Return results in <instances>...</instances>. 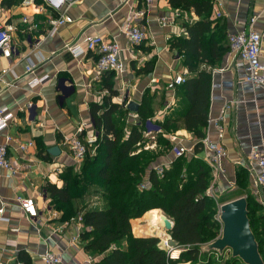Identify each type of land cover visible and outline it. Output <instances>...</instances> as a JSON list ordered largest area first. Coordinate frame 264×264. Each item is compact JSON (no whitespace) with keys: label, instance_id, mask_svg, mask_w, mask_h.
Here are the masks:
<instances>
[{"label":"crops","instance_id":"obj_1","mask_svg":"<svg viewBox=\"0 0 264 264\" xmlns=\"http://www.w3.org/2000/svg\"><path fill=\"white\" fill-rule=\"evenodd\" d=\"M2 1L0 22L12 27V52L8 57L0 52V109L5 107L6 113L12 117L8 126L0 131V145L6 146L8 157L19 168L10 177L6 176V170L0 169V206L4 207V219H0V262L12 264L21 260L19 253L24 252L26 261H21L40 264L39 256L49 250L61 254L63 264H96L102 255L84 249L80 233L87 228L72 220L78 214L66 216L58 211L50 203L45 190L47 182L62 186L60 174L67 167L74 170L80 167L81 161L72 158L62 139L75 133L82 124L85 125L84 137L93 136L89 105L101 102L107 94L96 79V55L88 52L74 57L67 46L83 45L89 35L115 38L126 70L121 76L114 77L113 89L118 95L113 96L112 101L121 104V100L127 97L140 102L142 94L149 90L153 95L152 118L164 119L176 104L172 78L184 67L177 50L170 48L169 41L172 37L186 36L181 29L199 20V16L193 8H172L168 0H131L128 6L143 12L136 21L144 27L147 35L133 45L120 32L128 8L119 7L118 0H73L70 7L63 9L71 22L58 27L53 34L47 33L46 17L50 11H38L34 5L22 6L19 2L4 6ZM221 1L222 17L214 18L212 10L211 20L223 25V32L228 36L235 31L247 30L254 17L252 29L262 37L261 54L264 57V0ZM24 17L30 21L23 22ZM161 18L168 26L159 24ZM29 63L34 64L30 74L26 73ZM150 63L151 70L145 71ZM211 69L207 126L210 139L217 140L213 120L222 114L224 105L228 104L229 109L223 113L221 121L224 127L221 145L226 151L222 160L225 175L212 185L210 170L211 188L208 189L219 206L247 194L264 204V191L255 189L247 171L250 166L248 153L252 147L264 151V89L245 80V71L234 66L229 50ZM34 77H46V80L30 87L29 82ZM26 103H32V107L25 109ZM128 117L129 121L138 118L137 114L131 113ZM176 125L175 131L164 134H176L182 145L192 149V154L184 155L185 158L204 161L202 147L198 152L194 150L198 140L179 122ZM29 141L33 143L31 146H27ZM22 144L26 145L24 150L20 149ZM151 145L150 149L162 153L154 164L175 160L171 148L163 150L156 142ZM52 147H56V155L48 152ZM240 168L247 173L244 188L236 184ZM229 181L235 185L230 187ZM18 197L33 198L36 217H28L23 212ZM75 205H78L77 200ZM142 217L131 219L135 236H144L134 229V224H140ZM150 225L149 222L145 229ZM141 231L144 233L145 230L142 228ZM122 246H126L125 241Z\"/></svg>","mask_w":264,"mask_h":264},{"label":"trees","instance_id":"obj_2","mask_svg":"<svg viewBox=\"0 0 264 264\" xmlns=\"http://www.w3.org/2000/svg\"><path fill=\"white\" fill-rule=\"evenodd\" d=\"M168 1L172 8H193L199 20L184 25L186 36L172 37L169 41L170 48L177 50L181 65L188 69L190 75L184 83L175 86L176 104L158 125L164 133H170L177 129L176 123L179 122L198 140L194 146L198 152L208 126L211 68L229 50L228 40L223 25L211 20V0ZM18 2L21 0H3L2 4L11 6ZM53 15L56 16L55 13ZM146 67L145 71H150L152 64ZM114 77V71H107L98 79L101 89H105L107 94L101 102L89 105L94 143L88 146L78 170L67 167L60 174L61 187L51 182L45 184L50 203L66 216L82 215V224L87 229L80 233V238L86 251L102 255L96 264H198L201 258L199 245L213 239L220 227V221L215 218L216 200L207 193L210 168L200 159L192 157L188 160L180 156L171 162L162 177H157L151 165L162 154L161 151L144 152L141 149L134 153L139 148L138 143L144 146L147 142L143 130L145 122L154 115L153 95L149 90L142 94L137 121H129L126 100L123 104L112 101V97L118 95L113 89ZM154 142L164 150L171 148L169 140L162 134H158ZM145 178L150 186L141 189L140 184ZM246 179V170L238 169L236 184L244 188ZM90 186L101 189L103 205L92 208L76 206L75 201L87 195ZM250 199L251 195L247 194V217L264 261V216L250 217L258 204L254 201L250 209ZM157 209L173 222L168 233L177 241V248H181L179 254L177 250L173 251L172 256L176 258H171L168 249L158 245L157 237L148 235L154 231L152 228H136L138 233L143 228L147 236L132 233L131 219ZM253 220L256 224L263 222L259 232L254 228ZM122 241L126 242L125 247ZM19 259L26 261L24 252L19 253ZM232 259L241 260L233 256ZM241 264L244 263L241 261Z\"/></svg>","mask_w":264,"mask_h":264},{"label":"built area","instance_id":"obj_3","mask_svg":"<svg viewBox=\"0 0 264 264\" xmlns=\"http://www.w3.org/2000/svg\"><path fill=\"white\" fill-rule=\"evenodd\" d=\"M131 0H118L119 7H127L128 11L124 18V21L120 25V32L131 44H138L144 40L147 35L144 27L136 21L137 18L142 17L143 12L135 10L132 6H128ZM73 0H21L22 6L34 5L38 11H50V15L46 17V23L48 24V34H53L58 27L65 23H70L71 18L68 16L63 9L70 7ZM213 17H222L223 2L221 0H211ZM56 14V16L53 15ZM27 17L23 18V22H29ZM250 27L245 30L235 31L228 34V46L229 54L232 56V60L235 67H240L245 71V80L254 87H260L264 89V57L261 54V35L254 29L252 24L255 18H251ZM159 24L162 27L168 26L164 19H159ZM35 26V25H34ZM11 32L12 27L0 22V52L5 57L11 55L12 44H11ZM182 34H186L185 29H181ZM177 36H180L177 35ZM67 49L74 57L85 55L88 52L96 55L94 70L96 79H99L103 73L107 71H114L115 75H122L126 70L125 62L120 58L121 49L115 38H108L101 34L89 35L84 39L82 44L68 45ZM34 64L29 63L26 67V73H33ZM223 71L222 69H219ZM190 72L186 67L181 68L172 78V84L177 86L185 82L189 77ZM46 80V77L37 78L34 77L30 80V87H35ZM25 109L32 107V103H26ZM229 109V105L226 104L223 107L222 114L218 119L213 120V124L217 134V140H212L209 137L208 128L204 138L200 141L202 143V149L204 152L203 159L210 167L212 174V185L217 182L221 175H225V170L222 165V160L226 156V151L221 140L224 136V127L222 125L223 113ZM12 115L6 113V108L0 109V131L8 126V122L11 120ZM163 119L149 118L144 124L143 136L144 138L155 139L158 134L165 135L171 144V152L173 157L176 159L180 156L192 154V149L182 145L176 134H164L161 127L158 125ZM85 125H80L76 132L71 135H65L62 139V144L68 149L72 158L79 162L84 158L88 146L94 143L95 137H83ZM264 140L262 141V144ZM33 143L29 141L27 146H31ZM138 149L134 153H138L142 147L147 150L150 147L145 145L141 146L138 143ZM26 145H20V149L24 150ZM248 159L250 166L247 168L248 175L253 182L255 189L264 191V151L258 147H252L248 153ZM171 162L167 161L164 163L152 164L151 168L154 170L157 177H162L165 171L169 168ZM18 168L12 163V160L7 155L6 146L0 145V169H4L8 172V177L13 176ZM235 182L229 181V186L233 187ZM150 186L149 181L145 180L140 184L141 189H146ZM211 188V187H209ZM207 193L211 195V189L207 190ZM17 202L21 209L28 217H36L37 211L35 208V202L31 197H18ZM262 203V202H261ZM0 219H4V207L0 206ZM79 225L82 224V215L78 214L72 219ZM219 220V219H218ZM170 235L168 233V240ZM159 239V238H158ZM161 240V239H159ZM167 240V241H168ZM167 241H164L170 257L172 256L173 250L167 245ZM40 264H63L61 254L53 251H45L39 256ZM0 264H7L0 262ZM12 264H25L23 261L18 260Z\"/></svg>","mask_w":264,"mask_h":264},{"label":"water","instance_id":"obj_4","mask_svg":"<svg viewBox=\"0 0 264 264\" xmlns=\"http://www.w3.org/2000/svg\"><path fill=\"white\" fill-rule=\"evenodd\" d=\"M139 103L140 102L134 100H128L126 109L129 113L136 114L139 109ZM56 151V147H52L48 150L51 155H56ZM163 217L165 230L170 231L173 222L165 215H163ZM218 219L221 223V235L207 243L206 247L208 252L222 254L225 249H228L231 251L233 257H238L244 264H264L258 252L257 243L247 217L246 197H238L221 204L219 206ZM158 245L163 249L166 248L162 240H159ZM167 245L173 251L177 250L178 243L171 239V236L167 241Z\"/></svg>","mask_w":264,"mask_h":264},{"label":"rangeland","instance_id":"obj_5","mask_svg":"<svg viewBox=\"0 0 264 264\" xmlns=\"http://www.w3.org/2000/svg\"><path fill=\"white\" fill-rule=\"evenodd\" d=\"M113 99H116V98L114 97ZM125 100L127 102L128 98L125 97L123 100H121V104H123ZM124 108H125V106L123 108H121V110L124 109ZM127 119H129L128 116H127ZM125 132H126V130H125ZM153 142H154V139L148 138L147 142L145 143V145L151 147L152 146L151 144H153ZM142 149L144 150V152H146V151H154L153 149H150V148L145 150L142 147ZM161 149L164 150V147L162 146ZM246 185H247V183H246ZM239 188H241V187H239ZM88 190H89V193L87 195H85L80 201L77 200L78 201V206L79 207H81V206H87V207L88 206L89 207H100V206H102L104 201L100 197L101 189L98 188L97 186H90V187H88ZM254 201H256L258 204L254 207V208H256V210L250 214V217L252 219L253 218L257 219L261 215L264 216V204L261 203L259 200H255V198H253L251 196L250 209H252V206L254 205ZM216 207H217V212L215 214V218L218 219V216H219V205L216 204ZM147 219H148V213H146L145 216L142 218L140 224H138V222H136L134 224V229L136 230V228H139L141 226L144 227L145 225H148L149 223H148ZM160 221L158 222V226L159 227L162 226V222H160ZM253 223H254V228L256 229V231L259 232L261 230V228L263 227V222L260 223V224H256L254 222V220H253ZM139 233L144 235V233L141 230L139 231ZM166 234L168 235V231H166ZM148 235H152V234H148ZM220 235H221V223H220V227H219V229L217 231V235H215L213 239H211V240L199 245V249L201 251V258L198 261V264H205V263H209V262H213L215 264H241V260L234 261L232 259L231 251L228 250V249H225L222 254H219L217 252H208L207 251L208 250L207 247H206L207 243H209V242L213 241L214 239L218 238ZM165 249H167V248H165ZM179 250H181V248L178 247L177 248L178 253H179ZM169 255H170V253H169ZM262 255L264 256V244L262 245ZM174 258H176V257H174Z\"/></svg>","mask_w":264,"mask_h":264},{"label":"bare ground","instance_id":"obj_6","mask_svg":"<svg viewBox=\"0 0 264 264\" xmlns=\"http://www.w3.org/2000/svg\"><path fill=\"white\" fill-rule=\"evenodd\" d=\"M151 225L149 226L150 228H152L157 234L158 236H156V234L154 233V231H152V235L159 237V239H161L162 241H167L168 240V235L166 234V230L164 227V217L163 214L161 213V211H152L148 214V219H147ZM161 220V221H160ZM162 222V226H158V222ZM148 222V223H149Z\"/></svg>","mask_w":264,"mask_h":264}]
</instances>
